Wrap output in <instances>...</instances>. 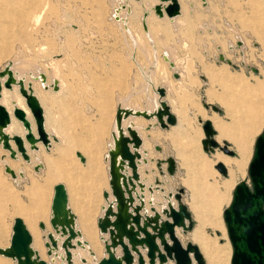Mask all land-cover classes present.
<instances>
[{"label": "rangeland", "instance_id": "1", "mask_svg": "<svg viewBox=\"0 0 264 264\" xmlns=\"http://www.w3.org/2000/svg\"><path fill=\"white\" fill-rule=\"evenodd\" d=\"M127 1L131 13L134 12L129 19L131 38L112 18L115 0H0V69L9 63L13 72L23 73L25 83H33L44 108L47 132L54 125L61 138V141L51 138L48 148L40 144V149L29 150L30 162L20 155L17 160L11 159L0 145V244L10 241L13 219L19 215L33 237V246L43 252L37 223L48 224L53 186L61 181L67 188L73 211L74 193L94 209L92 230L101 245L96 218L106 204L103 190L107 187L109 190L107 163L103 160L108 149L109 123L115 117L117 104L122 105L126 96L130 108H151L139 69L152 67L149 70L154 83L147 88L148 94L153 95L154 84L165 87L162 98L176 116H187L185 133L200 146V155L196 161L189 157L192 144L187 143L188 137L179 138L172 133L179 124L178 117L175 125L167 127L147 120L153 123L148 130L144 128L146 119L138 117L142 123L138 130L146 132L141 137L148 141L150 154L144 168L154 184L168 190L167 193L183 189L181 198L193 223L191 231L178 233L179 238L196 243L209 264L198 236L203 240L204 234L207 243L223 250L228 238L222 210L236 181L247 177L254 139L264 126V0H178L181 12L173 17L178 20L175 26L172 18L158 17L151 9L153 5L144 8L145 0ZM144 9L149 11L152 44L147 42L140 20ZM125 11L121 9V13ZM131 39L138 42L133 44ZM165 51L169 64L161 58ZM154 52L157 64L152 66ZM37 71L47 77V84L50 78L57 79L58 90H45L40 81H33L29 74ZM211 73L221 75L218 82L211 78ZM12 88L25 104L18 87ZM211 104L217 105V109ZM5 105L12 113L15 103L6 101ZM27 111L33 121L28 108ZM199 118L210 119L217 132L215 139L233 150L232 154L227 155L218 146L213 150L203 148L201 138L205 135ZM13 121L18 126L15 133L22 134L21 122L14 118ZM103 123L105 130L100 134L99 126ZM223 129L239 136L240 143L245 145V157L233 139L221 135ZM86 147L96 158L93 162L97 169L94 168L93 174L88 172L91 161ZM77 151L85 157L83 161L77 157ZM169 155L176 160L173 174L166 170L164 158ZM241 158L242 165L235 167V161ZM219 161L227 167V175L216 167ZM4 163L16 172L15 178L5 172ZM18 169L22 170L21 175ZM64 174L73 176L76 188ZM223 181L228 184L226 190L221 185ZM40 186L43 191L38 195ZM213 188L224 192L218 215H213V207L209 206ZM5 192L15 195L16 203L7 201ZM36 200L40 202L41 217L36 218L32 231L26 216ZM13 204L23 210L19 213Z\"/></svg>", "mask_w": 264, "mask_h": 264}, {"label": "water", "instance_id": "2", "mask_svg": "<svg viewBox=\"0 0 264 264\" xmlns=\"http://www.w3.org/2000/svg\"><path fill=\"white\" fill-rule=\"evenodd\" d=\"M153 9L158 15L165 13L168 16H173L179 13L180 3L178 0H160L153 5ZM145 13H147L146 10ZM220 58L222 59L223 55H220ZM4 75L6 77L1 83V77ZM14 82L18 83V90L24 96L25 103L33 116L38 138L45 144H49L43 125L42 107L38 98L30 91V84L29 89H27L22 78L15 79L10 64L6 63L0 69V91L2 85L10 87ZM53 87L56 88L57 84L54 83ZM156 90L159 94L160 105L152 111L133 110L130 107L117 104L116 120L119 134L114 141L116 149H109L108 158V182L114 198L113 201H108L103 214L97 218L100 232L107 234L106 237L102 236L106 255L101 256L92 264H122L123 261L125 264H132L134 260L132 251L137 254V264H164L169 259L173 260V264H191L192 259L195 260L196 264H207L199 246L189 240L183 242L175 232V226L180 227L181 231L185 233L192 228L193 223L191 212L181 198L182 188H178L174 192H168L169 196L176 199V206L168 203L167 207H162L159 211L151 204L150 210L152 212L141 214L139 210L143 208L144 200L139 198L136 192L135 194L139 199L134 203L133 191L136 185L141 188L145 185L139 180L137 170V160L140 157L138 147L142 144V137L131 123L125 125L126 131H124L122 121L128 116L142 115L145 118L155 117V122H158L161 127L174 124L177 117L171 110L169 103L162 98L166 93L165 87L161 85ZM202 103L207 105L205 101H202ZM211 107L217 109L215 104H211ZM13 115L26 128L24 133L26 141L29 142L31 147H35L37 138L33 135L31 123L24 110L15 107ZM199 120L202 122L205 135L201 138L203 148L213 150L214 147L218 146L228 154H232L233 150L227 148L226 145L221 146L219 141L215 139L216 129L210 119L203 120L199 118ZM9 121V111L0 103V126H7ZM152 126L153 124L147 123L145 128L149 129ZM0 134L2 146L10 150L9 155L11 157H14L15 152L19 151L23 158H29L21 135L15 133L9 136L8 133L3 131H0ZM262 134H264V126L255 137L252 155L247 165L249 183L245 178L238 179L232 188L229 203L222 210L227 236L232 247L231 264H264V136ZM10 138L14 140L16 149L11 147ZM130 144H132V149ZM156 147L159 148L158 145ZM78 154L80 159L84 160L85 157L80 153ZM116 155H119L120 160L130 169V172H123V169H121V173L118 172L115 163ZM164 160L167 163L166 170L169 174H173L176 166L175 158L169 155ZM216 167L224 175L227 174V167L221 161L216 163ZM5 168L11 175H15L12 168L8 166ZM120 174L121 178H119ZM150 188L151 186H149ZM103 196L108 200L109 191L107 189L103 190ZM49 222L56 234L47 231L43 235L46 238L44 245L47 247V254L51 255L50 260L54 257H60L66 261V264H71L72 251L70 248L81 247L82 240L80 239L79 230L75 227L73 213L67 206V192L61 181L53 186ZM39 226L45 228L42 221L39 222ZM148 227H150V230ZM62 235H65L63 239L60 238ZM31 242L32 235L30 231L22 217L17 215L13 219L9 244L0 246V253L11 257L15 260V264H52L51 261L39 257ZM138 245L145 250L148 257L147 261L144 259ZM118 246L121 247V252L116 254L115 249ZM60 247L63 248V251L58 252ZM80 260L86 261V258L81 256Z\"/></svg>", "mask_w": 264, "mask_h": 264}, {"label": "bare ground", "instance_id": "3", "mask_svg": "<svg viewBox=\"0 0 264 264\" xmlns=\"http://www.w3.org/2000/svg\"><path fill=\"white\" fill-rule=\"evenodd\" d=\"M136 1H141V0H136ZM160 0H158V2H159ZM115 2H116V6L115 7H113V9H112V12H111V14H112V18L116 21V22H118L119 24H120V22L121 23H123L124 24V27H125V30L127 31V32H129V27H128V17L132 14L131 13V10H130V6L128 5L129 3H128V1L126 0V2H125V0H115ZM125 3H127V4H125ZM154 5V4H153ZM145 8V7H144ZM121 9H126V11H125V15L124 16H122L121 14H120V12H121ZM151 9H153V6H152V8ZM144 11H145V9L143 10V14H142V16H141V22H142V26H143V31H144V33H145V38H146V40H147V42H149V43H152V36L148 33V27H147V16L149 15V11L148 10H146V12L147 13H145L144 14ZM180 12H181V6H180V11H179V13H177V14H175V15H173V16H168V15H166L165 13L163 14V15H158L157 13H155L158 17H160V18H162V17H164V15H166L167 17H169V18H172L171 19V21H173L174 19H173V17H175V16H178L179 14H180ZM144 23V24H143ZM178 24V23H177ZM174 26H175V24H174ZM131 34V33H130ZM133 40V39H132ZM153 50L155 49V48H152ZM152 55V61H151V64H152V66L154 65V64H157V56H156V53L154 52L153 54H151ZM162 58L165 60V62H167L168 64H169V55L167 54V52H163L162 54ZM223 59V58H222ZM9 64V63H8ZM170 65H172V63L170 62ZM11 67V66H10ZM149 69H152V67H150ZM13 71V70H12ZM150 71V70H149ZM15 72V73H14ZM14 72H13V74H14V77H15V79L17 80V79H19V78H22L23 79V82H24V86L27 88V89H29L28 88V86H29V84H30V87H31V89H30V91L37 97V95L35 94V92H34V90H33V83H31L30 81H28V82H26L25 83V77H24V75H23V73L22 72H16L15 70H14ZM141 73H142V75L145 77V90L150 86V85H152L153 83H154V78H153V76H152V74L150 73H148V72H146V71H144V70H141ZM30 75V78L31 79H33V81H40L43 85V87H44V89L45 90H47V89H49V88H53V90H55V91H57L58 90V88H59V86H58V83H57V79H53V77L52 78H50L49 79V82H48V84H47V77L43 74L42 75V72H40V71H37L36 73H30L29 74ZM5 77H6V75H4V76H2L1 77V83L3 82V79H5ZM46 77V78H45ZM151 78H152V81H153V83H152V81H151ZM46 82V83H45ZM54 83H56L57 84V87L56 88H54L53 87V84ZM13 85H16L17 87H18V83H16V82H14V83H12L11 84V86L10 87H5V86H3L2 85V88H1V91H0V103H2L3 105H5V103H6V101H9L10 103H15V105L13 106V109L15 108V107H20V108H22L23 110H24V112H25V114H26V117L29 119V121H30V123H31V130H32V132H33V135H35V137L37 138L36 139V141H35V147H31L30 146V144H29V142L28 141H26V139L24 138V133H25V131H26V128L23 126V124H22V122L19 120V119H17L14 115H13V110H12V113L11 112H9V114H10V121H9V123L7 124V126H5V127H3V126H0V131H3V132H6V133H8L9 134V136H12L13 134H15V132H18V126H17V124L13 121V118L14 119H17L19 122H21V125H22V128H23V133L22 134H19V135H21L22 136V138H23V140H24V145H25V148H26V152L29 154V150L30 151H35V150H38V149H40L39 148V145L40 144H42L43 146H45L46 148H48L49 147V145L48 144H45L41 139H39L38 138V132H37V129H36V125H35V122H34V119H33V116H32V114H31V112H30V110H29V108H28V106L26 105V103L24 104V102H23V100L17 95V93H16V91H14L13 90ZM243 87H244V85H242ZM158 87V86H157ZM155 85H154V89H153V94L155 95V97H157L156 96V94H157V90H156V88H157ZM3 89H5V90H3ZM241 90V89H240ZM19 91V90H18ZM244 92V91H243ZM248 93H249V91H247ZM19 94L21 95V93L19 92ZM247 96H248V94H247ZM21 97H23V99H24V101H25V98H24V96L23 95H21ZM240 97V96H239ZM243 97V96H242ZM2 98V99H1ZM38 98V97H37ZM247 98V97H246ZM151 99V98H150ZM243 99V101L244 102H246L247 100L243 97L242 98ZM249 99V98H248ZM38 100H39V98H38ZM124 100V99H123ZM122 102V101H121ZM124 103H125V101H123ZM153 108L152 109H147V108H145V109H137L136 107H131L133 110H148V111H152L153 109H156L159 105H160V103H159V99L157 98V100L156 99H153ZM39 103H40V105H41V102H40V100H39ZM248 103V102H247ZM258 103V102H257ZM240 104L241 103H239V106H240ZM25 105H26V107L28 108V110H29V112H30V114H31V117H32V119H33V121L28 117V111H27V108L25 107ZM123 105V104H122ZM6 106V108H7V110L9 111V107H7V105H5ZM42 106V105H41ZM241 106H242V104H241ZM123 107H129L128 105H126V103L124 104V106ZM245 109H247V108H245ZM252 109V108H251ZM42 112H43V109H42ZM244 112V111H243ZM246 112V111H245ZM252 114V113H251ZM129 117H135V118H137V117H143L142 115H137V116H128V117H126V118H124L123 119V121H122V126H123V130L124 131H126L125 130V125L126 124H128V123H131L136 129H137V131H138V128L136 127V125H135V123H134V120H132V119H129ZM144 119H146V120H149V121H151V120H155L156 121V118L155 117H152V118H145V117H143ZM149 123H151V124H153L152 122H149ZM176 123V122H175ZM174 123V124H175ZM212 123V122H211ZM174 124H171V125H174ZM247 124V123H246ZM43 125H44V118H43ZM213 125V124H212ZM112 133H111V141L109 142V144H108V149H107V152H106V154H105V156H104V158H103V160H104V162L105 163H107V172H108V165H109V149L110 148H112V149H116L115 148V146H114V141H115V139L117 138V136H118V134H119V129H118V126H117V120H116V110H115V117H114V120H113V122H112ZM145 128V127H144ZM56 128L54 127V125H51V127H50V132H47V130H46V126L44 125V130H45V132L47 133V138L49 139V143H50V145H51V138L54 140V141H56V140H60L61 141V138H60V136H57V134H58V132H57V130H55ZM146 130H148L147 128H145ZM150 129V128H149ZM139 133V132H138ZM52 134H54V135H52ZM217 134V132L215 133V135ZM1 135V134H0ZM221 135L222 136H227V137H230L231 139H233L234 140V143L238 146V148H239V152L241 153V155H243V151L245 150V145H243L242 143H240V140H239V136L238 135H236V134H233V133H231L230 131H228V130H226V129H223L222 131H221ZM215 137V136H214ZM255 140V139H254ZM9 143H10V145H11V147L12 148H14V149H16V145H15V143H14V140L13 139H9ZM14 145H13V144ZM142 143H143V140H142ZM0 145L2 146V142H1V140H0ZM27 145H28V147H27ZM142 145V144H141ZM141 145L138 147V150L140 151V157L138 158V160H137V170H138V164H140V163H142V161L144 162L145 161V159L142 157V155H141V150H140V147H141ZM3 147V146H2ZM130 147H131V149H132V144H130ZM4 148V147H3ZM5 150H7L8 151V156L11 158V159H13V160H17L18 159V155H20L22 158H23V156L20 154V152L19 151H16L15 152V156L14 157H11L10 155H9V152H10V150L8 149V148H4ZM86 151L90 154V161H91V163H90V166L88 167V172L89 173H91V174H93V172L94 171H96V165L94 164V162H93V160L94 159H96L95 157H94V153L93 152H90V150H89V148H87L86 147ZM252 151H253V149H252ZM86 152V153H87ZM78 153H80L79 151H77L76 152V155H77V157L80 159V155L78 154ZM81 154V153H80ZM227 154V153H226ZM82 155V154H81ZM227 155H229V154H227ZM250 155H252L251 153H250ZM250 155H249V158H250ZM244 156V155H243ZM245 157V156H244ZM5 158L4 157H2L1 158V160L4 162L5 160H4ZM23 160L24 161H26V162H30V156H29V158L28 159H25V158H23ZM81 160V159H80ZM115 163H116V167H117V169H118V172L119 173H121V169H123V172L125 171V172H130V169L128 168V167H126L125 166V164L120 160V157H119V155H116V157H115ZM250 160V159H249ZM81 161H83V160H81ZM235 161V160H234ZM243 161V159L241 158V160L239 161V162H237V161H235V167H240L241 165H242V162ZM249 162V161H248ZM223 164H224V162H222ZM248 165V164H247ZM6 166H8V167H10V168H12L11 166H9L7 163H4V170H5V172H8L9 173V171H7L6 170ZM125 167V168H124ZM94 168H96V169H94ZM13 169V168H12ZM21 173H22V170L21 169H18V174L19 175H21ZM246 173H247V168H246ZM10 174V173H9ZM11 175V174H10ZM65 175V177H67V178H69V179H71V185H72V182H74V180L72 179L73 178V176L72 177H70L69 175H67V174H64ZM76 176L77 175H80V174H75ZM227 175V174H226ZM11 177L12 178H15L16 177V172H15V175H11ZM119 178H121V174L119 175ZM63 179V178H62ZM108 179H109V172H108ZM245 179H246V181L249 183V179H248V174H247V177H245ZM65 180V179H64ZM66 180H68V179H66ZM73 180V181H72ZM68 184H69V182H68ZM108 184H109V182H108ZM70 185V184H69ZM70 185V186H71ZM221 185H222V187H224L225 188V190L227 189V183L226 182H224L223 181V183H221ZM65 186V185H64ZM73 186V188L75 187L76 188V186H75V182H74V185H72ZM71 186V187H72ZM110 186V185H109ZM138 187H139V185H137ZM144 186L145 185H143L142 186V188L141 187H139L140 188V191H142L143 190V188H144ZM72 188V189H73ZM38 190H37V192H38V195L39 194H41L42 193V191H43V188L40 186V188H37ZM65 189H66V192H67V188H66V186H65ZM149 189V188H148ZM150 191H152V187L149 189ZM221 190V189H220ZM219 189H217V188H213V192H212V197H213V199L211 200V202H210V204H209V206L210 207H213V215H218V213H220L221 212V210H220V207H221V205H222V202H221V204L219 203V200L223 197V195H224V192H222L221 193V191H220ZM109 198H108V200L103 196V193H102V196H103V199L105 200V205H102L101 206V215L103 214V210H104V208L107 206V204H108V201H110V200H112L113 201V198H114V196L112 195V193H111V190H110V187H109ZM134 192V194H135V192H136V187H135V190L133 191ZM6 193V192H5ZM133 194V195H134ZM73 195H75V197H74V201L75 202H73V203H75V205H74V210L75 211H71L72 213H73V216H74V222H75V215L74 214H78L77 212H79V217H80V221L82 222L81 223V226H82V228H83V231L85 232V234L89 237V239H90V243H91V245H92V247H93V249L96 251V253H98V254H100L101 253V245H99L98 244V242L96 241V236L94 235V232H93V221H92V214H93V212H94V209L90 206V205H88V204H86L85 203V201H83L80 197H79V195L78 194H73ZM139 195V194H138ZM231 195H232V192L230 193V195H229V197H228V199H227V202L229 203V201H230V199H231ZM4 196H6V199H7V201L9 200L10 202H12V203H14L15 201H16V197H15V195H13V194H8V193H6ZM68 197H69V195H68V192H67V206H68ZM134 197L137 199V201H138V199L139 198H142L143 197V195L141 194V195H139V198L137 197V195L135 194L134 195ZM169 198H173L172 196H169ZM135 199V200H136ZM174 199V198H173ZM175 200V203H172V202H170V200L167 202V205H168V203H171V204H173V205H175L176 206V203H177V201H176V199H174ZM224 200V199H223ZM16 203V202H15ZM33 204H32V206H31V208H29L28 209V211H30L29 213H27V216H26V220H27V222H28V225H29V227H30V229L32 230V231H34V222H35V220H36V218L39 216V217H41L40 215H41V209H40V202H38L37 200L35 201V203L34 202H32ZM84 205H83V204ZM149 204L151 205H153V203H152V200H150L149 199ZM14 205V204H13ZM167 205L166 206H164V207H167ZM15 206V205H14ZM85 206H86V208H85ZM69 207V206H68ZM83 208H85V210L83 209ZM161 208L162 207H160V210H161ZM15 209L20 213L22 210H23V208H18V207H16L15 206ZM70 209V208H69ZM73 209V208H72ZM34 210L36 211V213H34ZM50 210H51V205H50ZM71 210V209H70ZM142 214H144V212H147V211H145V209H144V206H143V208H142ZM149 210H150V207H149ZM159 210V211H160ZM77 211V212H76ZM151 211V210H150ZM152 212V211H151ZM150 212V213H151ZM50 216H51V212H50ZM161 216H162V214H161ZM50 218V217H49ZM222 218H223V216H222ZM224 221V220H223ZM49 224H50V222H49ZM225 224V223H224ZM46 225H47V223H46ZM45 225V226H46ZM51 226V225H50ZM75 227H76V223H75ZM97 227H98V225H97ZM39 228L41 229V230H45V228H42V227H40L39 226ZM77 228V227H76ZM225 228H226V226H225ZM98 229H99V227H98ZM51 230H52V232L54 233V235H56L55 234V232H54V230H53V228L51 227ZM79 230V229H78ZM191 230H192V228H191ZM190 230V231H191ZM201 231V230H200ZM36 232V231H35ZM34 232V233H35ZM79 232H80V230H79ZM175 232H176V234L177 233H179L180 234V232L183 234V232L181 231V228L180 227H177V226H175ZM226 233H227V231H226ZM99 234H100V240H101V242H102V244H103V240H102V236L103 237H106L107 236V234L106 233H101L100 232V229H99ZM206 236V235H205ZM1 238V237H0ZM44 238V237H43ZM227 238H228V236H227ZM80 239H81V232H80ZM198 239L200 240V242H201V244L203 245V251H204V253L206 254V256L209 258V264H229V262H230V258H231V253H232V247H231V243H230V240H229V238H228V241L224 244V246H223V250H221V249H216V248H214L215 246L214 245H212L211 243H207L205 240H204V234H203V240H202V236H198ZM82 240V239H81ZM206 240H207V238H206ZM32 242H33V237H32ZM32 242H31V244H32ZM86 242L84 241V240H82V246L80 247V246H78L79 248H85V246H86ZM220 246H222V245H220ZM103 248H104V245H103ZM35 249V248H34ZM144 250V249H143ZM36 251H37V253L39 254V251L36 249ZM118 251V252H117ZM220 252H222V253H220ZM89 253H90V255L93 257V262L94 261H96V259H95V257H94V252L93 251H89ZM115 253L117 254H119L120 252H119V249L118 248H116L115 249ZM0 255H3V254H1L0 253ZM72 255H77L76 254V252L75 253H73L72 252ZM103 255H106V252L104 251V254ZM3 256H5V255H3ZM54 256V254L52 255V257ZM5 257H8V256H5ZM39 257H40V254H39ZM50 257H51V255H49L48 256V261H51L52 262V264L53 263H55V261H56V257H54V259H51L50 260ZM204 257V256H203ZM8 258H10L11 260H13L11 257H8ZM59 259L58 260H61V261H64V262H66L65 260H62L60 257H58ZM72 258H73V256H72ZM79 260H80V257H79ZM14 261V263H15V260H13ZM81 261V260H80ZM169 261V262H168ZM167 262H165L164 264H169L170 262H172V263H174L173 262V260L172 259H169ZM72 262H73V260H72ZM82 263H86V261H81ZM196 264V262H195V260L194 259H192V262H191V264ZM0 264H8V262L6 263V261H1L0 260ZM72 264V263H71ZM230 264H231V262H230Z\"/></svg>", "mask_w": 264, "mask_h": 264}, {"label": "crops", "instance_id": "4", "mask_svg": "<svg viewBox=\"0 0 264 264\" xmlns=\"http://www.w3.org/2000/svg\"><path fill=\"white\" fill-rule=\"evenodd\" d=\"M145 2H146V5H145V3L143 4V7H145V8H147V6L148 5H153V4H155L156 2H158L157 0H145ZM116 6V2H115V4L113 5V7H115ZM120 14L122 15V16H124L125 15V13H121L120 12ZM134 14V12H132V14L128 17V27H129V19H130V17L132 16ZM142 16V15H141ZM141 16H140V20H141ZM174 20H175V18H174ZM173 20V25L175 24V25H178L177 23H178V20L176 19L175 21ZM150 20L148 19V17H147V27H148V33L150 32L151 33V28H150ZM120 24H121V26H122V28H123V31H124V33L125 34H127V35H129L130 36V38H131V29L129 28V32H127L126 30H125V27H124V24L123 23H121L120 22ZM149 33V34H150ZM144 35H145V33H144ZM151 35V34H150ZM152 36V35H151ZM152 39H153V37H152ZM131 42H133V44H135V43H137L138 41H137V39H131ZM152 43H153V40H152ZM152 43H150V44H152ZM153 46V45H152ZM152 48H154V47H152ZM153 50V49H152ZM154 51H155V49H154ZM165 52H167V51H165ZM163 53V52H162ZM167 54H168V52H167ZM169 55V54H168ZM161 58H162V55H161ZM163 59V58H162ZM164 60V59H163ZM133 61L135 62V63H137L136 61H135V59L133 58ZM165 61V60H164ZM141 70H144V71H146V72H148L149 74H150V71H149V69H147V68H144V67H140V69H139V71H140V73H141ZM141 75H142V73H141ZM218 75H219V77H218ZM143 76V75H142ZM211 78H214L215 79V81L216 82H218L217 81V79H220L221 78V75L219 74V73H211ZM144 77V76H143ZM144 79H145V77H144ZM146 80V79H145ZM151 81H152V78H151ZM152 83H153V81H152ZM145 85V84H144ZM155 85V84H154ZM146 91V96H147V99L148 100H150L151 101V104H152V106H151V108H147V109H152L153 108V99H156L157 100V97H155V95L153 94V92H152V94L153 95H151V94H148L150 91L149 90H145ZM127 96L126 97H124L123 99H122V102H121V104H123V106H124V104L127 102ZM151 98V99H150ZM123 101H125V103L123 102ZM129 106V105H128ZM42 107V109H43V118H44V125L45 126H47V120L45 119V112H44V108H43V106H41ZM134 108V107H133ZM137 108V107H136ZM137 109H139V108H137ZM173 112H175L174 111V109L172 110ZM176 117H178V126L177 127H175L173 130V134L174 135H176V136H179V138L180 137H185V138H187L188 136L186 135V133H185V126L187 125V122H189V120H188V118H187V116H185V115H183L182 116V118H179V116H176ZM137 120H134V123H135V125H136V127L138 128V127H140L141 126V124L142 123H140L138 120V117L136 118ZM105 121H106V118L104 119ZM113 120H114V118H113ZM112 122L113 121H111V123H109V127H108V132H107V134H108V139H109V142L111 141V133H112ZM146 123H147V120H146ZM139 124V125H138ZM176 124V123H175ZM174 124V125H175ZM105 123H103V124H101L100 126H99V128H100V134H101V131L102 130H105ZM107 126H108V123H107ZM171 126H173V125H171ZM102 127V128H101ZM138 132H139V134L141 135L143 132H142V130L140 131V130H138ZM145 134H146V132H144ZM184 134L185 136H183L182 134ZM148 134H150V132H148ZM172 134V135H173ZM143 135V134H142ZM193 141V142H192ZM109 142L107 143V144H109ZM148 141H146L145 139H143V143H142V145H141V147H140V150H141V155H142V157L145 159V161L143 162L142 161V163H140V164H138V172H139V180L140 181H142L144 184H145V186H144V188H143V190L142 191H140V188L136 185V193H138L139 195H143V197H142V199L144 200V209H145V211H147V213H150L151 211L149 210V207H150V204H149V199L150 200H152V203H153V205L155 206V208L156 209H158V210H160V207H164V206H166L167 205V202L170 200V202H172V203H174L173 202V198H169V195H168V193H167V191L165 190V189H160V188H158L157 187V185L156 184H154V179L153 178H151L150 176H149V173H147L146 172V168H144V163H146L148 160H149V158H148V156L150 155L149 154V149H148V143H147ZM189 145L190 144H192V145H190V150H189V157H191L192 159H194L195 161L196 160H198V158H199V155H200V146L198 145V144H196V142L192 139V138H190V137H188V142H187ZM13 144V143H12ZM195 144V145H194ZM27 147H28V145H27ZM147 167V166H146ZM148 167H149V165H148ZM150 169H148V171H149ZM149 186H151L152 187V191H150L148 188H149ZM108 188V187H107ZM107 188H105V189H107ZM231 192H232V189H231ZM133 194H134V192H133ZM135 195V194H134ZM136 199V198H135ZM137 202V199L134 201V203H136ZM68 206H69V208L71 209V206H70V204H69V197H68ZM71 211L73 212V209H71ZM142 209H140L139 210V212L142 214ZM75 215V214H74ZM49 217H50V215H49ZM162 217H164V215L162 214ZM98 218V217H97ZM97 218H96V225H97ZM39 222H41V221H39ZM39 222L37 223L38 224V230L40 231V237H41V240H42V250H43V252L42 253H39L40 254V257L41 258H43V259H45V260H47L48 261V256H49V254H47V247L44 245V240L46 239L45 237L43 238V235L44 234H46V232L47 231H52L51 230V226H50V224H49V220H48V224L46 225L43 221V223L46 225L45 226V230L43 231V230H41L40 228H39ZM75 223H76V227H77V229H79L80 230V232H81V239L82 240H84L87 244H86V246H85V248H79L78 246H76L75 248H70L71 249V251L73 252V253H75L76 252V256L75 255H72L73 256V258H72V260H73V262H72V264H92L93 263V257L90 255V253H89V251L91 250V251H93L94 252V257H95V259L97 260V259H99L101 256H103V254H104V248H103V244H102V242H101V240H100V234H98V241H99V243L101 244V253L100 254H98V253H96V251L93 249V247H92V245H91V243H90V239H89V237L85 234V232L83 231V228H82V226L80 225V223H79V221H78V218H77V215H75ZM148 229L150 230V227H148ZM190 233V232H189ZM84 234V235H83ZM177 235L179 236V234L177 233ZM65 237V235H62V236H60V238L61 239H63ZM158 240V239H157ZM58 242H60V240H58ZM9 244V241L8 242H6V244L5 245H1L0 244V246H6V245H8ZM32 247L33 248H35L34 246H33V242H32ZM59 245V244H58ZM138 247H139V249L142 251V253H143V256H144V259L147 261L148 260V257H147V255H146V253H145V250H143L141 247H140V245H138ZM118 249H119V252H121V247H117ZM61 251H63V248L62 247H60V249L58 250V252H61ZM118 252V251H117ZM132 253H133V255H134V260H133V262H132V264H137V260H136V258H137V254L134 252V251H132ZM118 254V253H117ZM81 256H83V257H85L86 258V263H82L80 260H79V257H81ZM59 258L58 257H56V261H55V263H53V264H66V262H64V261H61V260H58ZM0 260L1 261H6V263L8 262H10V261H12L13 263H14V261L13 260H11L10 258H8V257H5V256H3V255H0ZM169 262V261H168ZM170 263H172V262H170ZM15 264V263H14ZM122 264H125V262L123 261L122 262ZM173 264V263H172Z\"/></svg>", "mask_w": 264, "mask_h": 264}, {"label": "snow or ice", "instance_id": "5", "mask_svg": "<svg viewBox=\"0 0 264 264\" xmlns=\"http://www.w3.org/2000/svg\"><path fill=\"white\" fill-rule=\"evenodd\" d=\"M262 136H264V134H262Z\"/></svg>", "mask_w": 264, "mask_h": 264}]
</instances>
